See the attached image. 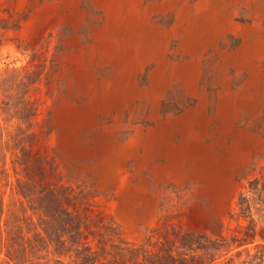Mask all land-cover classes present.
I'll return each instance as SVG.
<instances>
[{
  "label": "rangeland",
  "instance_id": "obj_1",
  "mask_svg": "<svg viewBox=\"0 0 264 264\" xmlns=\"http://www.w3.org/2000/svg\"><path fill=\"white\" fill-rule=\"evenodd\" d=\"M195 9L212 23L199 72L174 30ZM247 41L254 78L233 56ZM19 126L131 246L173 227L242 237L239 196L264 166V0H0V135ZM256 207L255 241L221 259L264 247Z\"/></svg>",
  "mask_w": 264,
  "mask_h": 264
},
{
  "label": "trees",
  "instance_id": "obj_2",
  "mask_svg": "<svg viewBox=\"0 0 264 264\" xmlns=\"http://www.w3.org/2000/svg\"><path fill=\"white\" fill-rule=\"evenodd\" d=\"M38 142L31 127L0 135V264H264L260 245L254 253L245 249L221 259L256 239L254 209L264 203V166L249 181L253 195L239 196L238 216L249 220L242 237L173 227L163 240L131 246L117 227L93 215L92 190L64 182L55 158Z\"/></svg>",
  "mask_w": 264,
  "mask_h": 264
},
{
  "label": "crops",
  "instance_id": "obj_3",
  "mask_svg": "<svg viewBox=\"0 0 264 264\" xmlns=\"http://www.w3.org/2000/svg\"><path fill=\"white\" fill-rule=\"evenodd\" d=\"M186 14L183 15V19H185L186 17H190L192 19V21H190L189 24H186L187 20H184L183 21V25L184 26L183 28H179V26L177 25L174 30L181 36V40H182V52H185V53H191L193 55V59L194 60H197L198 62L195 64V67L197 68L198 72L201 68V65H202V56L204 54V52L206 51V45H205V42H204V45H203V42H198V44L200 45H197L196 41H198V38L199 37H203V36H208L209 33H210V30L212 28V23L210 22L205 24L206 26H202L200 27L198 24H197V18L199 17V15L197 16V10L195 9L194 10H191L189 12H185ZM212 14V12H211ZM187 15V16H186ZM186 16V17H185ZM228 18L230 19V21H233V15H230L228 16ZM182 19V20H183ZM225 26V24H224ZM160 26H156L155 28H158ZM223 28V27H221ZM159 32L161 31H154V33L157 34H160ZM192 43V44H191ZM196 43V44H195ZM202 43V44H201ZM140 44L142 46H145L146 44H144L142 41L140 42ZM202 48V49H201ZM142 49V48H141ZM256 52H258V49L256 48V46L254 44H252L251 42L247 41L246 45H244L241 50L239 49L238 51H236L235 55H233L235 58H239L241 59V62L239 63L241 69L243 68H248L251 70V77L254 78L253 76V71L257 68H259L258 64H257V54ZM246 54H249L250 57L253 59L251 60L250 63H244V58L246 56ZM254 56V57H253ZM240 61V60H239ZM238 62V60H237ZM180 65H182L181 69L183 70L182 73L185 74L186 72V69L188 68V65L191 64V62H179ZM161 69L158 70V72L154 75V73L152 74V79H158V77L161 76ZM200 74V73H199ZM199 76V75H198ZM254 79H250L249 80V86L246 90H249V88L251 87V81H253ZM174 127H172L171 129L173 130ZM180 128V129H179ZM181 128L183 127H178L176 128L175 127V130L176 132H179L180 130H182ZM174 131H171V135ZM175 132V133H176ZM174 135V134H173ZM172 137V136H171ZM172 139V138H171ZM158 146V147H156ZM154 147L151 148V155L152 156H155V155H158V154H168L169 150L167 149L166 145H163V144H158ZM178 156L179 154H181V152L177 153ZM186 158L187 159H190L191 156H189L188 154H186ZM180 158H177L174 159V158H171L169 160V164H174L175 162H177V160H179Z\"/></svg>",
  "mask_w": 264,
  "mask_h": 264
},
{
  "label": "bare ground",
  "instance_id": "obj_4",
  "mask_svg": "<svg viewBox=\"0 0 264 264\" xmlns=\"http://www.w3.org/2000/svg\"><path fill=\"white\" fill-rule=\"evenodd\" d=\"M156 147H158V146H156ZM151 152V151H150ZM181 169V168H180ZM185 173V172H184Z\"/></svg>",
  "mask_w": 264,
  "mask_h": 264
}]
</instances>
